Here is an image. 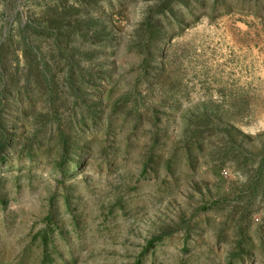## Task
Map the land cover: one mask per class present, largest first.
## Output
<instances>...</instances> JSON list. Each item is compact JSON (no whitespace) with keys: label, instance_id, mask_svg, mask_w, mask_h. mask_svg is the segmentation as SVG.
I'll use <instances>...</instances> for the list:
<instances>
[{"label":"rangeland","instance_id":"obj_1","mask_svg":"<svg viewBox=\"0 0 264 264\" xmlns=\"http://www.w3.org/2000/svg\"><path fill=\"white\" fill-rule=\"evenodd\" d=\"M0 264H264V0H0Z\"/></svg>","mask_w":264,"mask_h":264},{"label":"trees","instance_id":"obj_2","mask_svg":"<svg viewBox=\"0 0 264 264\" xmlns=\"http://www.w3.org/2000/svg\"><path fill=\"white\" fill-rule=\"evenodd\" d=\"M148 19V16L146 17V19L145 20H147ZM153 28V30H155L156 31V28L155 27H152ZM157 32V31H156Z\"/></svg>","mask_w":264,"mask_h":264}]
</instances>
